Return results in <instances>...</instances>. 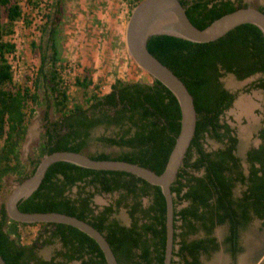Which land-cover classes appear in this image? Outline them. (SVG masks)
Masks as SVG:
<instances>
[{"label":"trees","instance_id":"trees-1","mask_svg":"<svg viewBox=\"0 0 264 264\" xmlns=\"http://www.w3.org/2000/svg\"><path fill=\"white\" fill-rule=\"evenodd\" d=\"M54 1L61 4V0ZM179 2L197 27L246 5L241 0ZM0 6L6 19L0 20V181L7 174L19 181L32 172L39 159L27 173L19 155L37 93L15 82L8 60L15 45L4 34L20 17L21 7L13 0H0ZM257 7L264 12V4ZM57 25L55 20L48 31L49 55L38 51V74L47 85L57 115L52 120L43 116L44 129L35 147L37 157L56 149L83 152L93 139L118 150L114 154L101 150L87 153L90 157L124 159L160 172L179 127L175 96L151 76L145 81L115 77L108 90L98 92L91 75L84 72L73 79L81 89L82 101L69 104L60 75ZM30 44L35 46L33 41ZM145 44L183 81L196 113L193 134L169 185L173 202L170 264H202L200 255H208L220 245L233 256L241 249L239 234L248 222L258 218L264 225V105L256 131L258 141L245 149L244 166L235 152L234 127L222 118L236 93L226 88L220 77L231 73L242 79L258 73L250 86L264 89V35L254 24L243 22L208 41L158 33L149 35ZM97 126L107 131L92 135ZM205 138L218 145L207 148ZM95 194H108L109 199L97 204ZM16 206L24 211L54 210L84 219L104 235L119 264H162L164 199L158 185L133 173L55 160ZM119 209L124 210L127 222L116 217ZM28 224H38V229L29 242H22L19 229ZM216 225L225 226L219 241L213 234ZM195 233L198 235L187 238ZM46 245L52 250L44 257L38 250ZM0 255L6 264H106L98 244L83 231L63 222L13 220L3 204Z\"/></svg>","mask_w":264,"mask_h":264},{"label":"rangeland","instance_id":"rangeland-1","mask_svg":"<svg viewBox=\"0 0 264 264\" xmlns=\"http://www.w3.org/2000/svg\"><path fill=\"white\" fill-rule=\"evenodd\" d=\"M21 7V15L12 21L10 32L4 37L14 43L13 55L8 58L11 64L15 82L27 85L37 93V102L33 104V111L28 120L24 139L20 144V159L24 170L28 173L37 157L35 147L41 139L44 129V115L47 120L56 118L52 97L46 83L38 74V51L41 49L49 55L48 31L53 22H58L55 40L59 58L61 59L60 75L62 84L66 87L68 103L81 102V89L73 83L74 76L84 72L91 75L98 92H105L109 82L119 77L123 80H148L149 74L139 68L127 54L123 42L124 25L130 8L136 0H61V4L54 0H13ZM242 2L258 6L264 0H241ZM59 4V5H58ZM0 20L5 22L4 10L0 6ZM47 22V23H46ZM30 41H33L34 47ZM44 64L43 70H46ZM258 73L245 78H235L231 73H224L220 80L222 84L236 95L222 118L234 127L237 136L235 152L241 157L249 145L257 143L256 131L263 117L264 89L251 87L250 82ZM246 104L248 110L243 111L238 105ZM104 130L102 126L95 127L91 134L95 135ZM204 145L212 148L218 145L212 139L205 138ZM105 151L114 154L118 147L104 145L93 139L83 148L84 153ZM18 181L13 174L4 175L0 181V204H3L11 187ZM109 199L108 194H95L93 200L102 204ZM147 198L144 197L143 202ZM116 217L127 222L123 209L115 213ZM38 224H28L20 227V240L29 242L36 234ZM225 232L224 225H216L213 234L221 238ZM190 234L187 238L197 236ZM239 244L241 249L233 256L223 247L200 257L202 264H264V225L258 218H252L247 226L240 231ZM52 246L39 248V253L47 257ZM246 262V263H243ZM67 264H77L70 261Z\"/></svg>","mask_w":264,"mask_h":264},{"label":"water","instance_id":"water-1","mask_svg":"<svg viewBox=\"0 0 264 264\" xmlns=\"http://www.w3.org/2000/svg\"><path fill=\"white\" fill-rule=\"evenodd\" d=\"M243 22L254 24L264 35V12L256 6L246 4L236 7L213 18L203 27H197L188 19L179 0H138L130 8L124 25L123 42L126 52L139 68L147 72L152 78L157 79L172 92L180 111L178 131L163 169L160 172H155L136 162L118 158H93L82 151L69 149L45 152L36 162L32 172L17 181L9 190L3 202L6 215L21 222L55 221L74 226L98 244L106 264H119L104 235L84 219L54 210H20L16 206V201L36 187L46 167L55 160H65L88 168L127 171L151 184L158 185L160 188L164 199L162 264H170L173 202L169 185L193 134L196 113L192 96L183 81L147 49L145 42L149 35L158 33L170 34L191 41H208ZM0 264H6L1 255Z\"/></svg>","mask_w":264,"mask_h":264},{"label":"bare ground","instance_id":"bare-ground-1","mask_svg":"<svg viewBox=\"0 0 264 264\" xmlns=\"http://www.w3.org/2000/svg\"><path fill=\"white\" fill-rule=\"evenodd\" d=\"M240 103H241V102H238V105H239ZM239 106L241 107V109H242L243 111L248 110L246 104H242V105H239ZM27 131H28V129H27Z\"/></svg>","mask_w":264,"mask_h":264},{"label":"flooded vegetation","instance_id":"flooded-vegetation-1","mask_svg":"<svg viewBox=\"0 0 264 264\" xmlns=\"http://www.w3.org/2000/svg\"><path fill=\"white\" fill-rule=\"evenodd\" d=\"M218 241L220 240V238H216ZM221 247V245L218 247V248H220ZM222 248V247H221ZM227 252V251H226ZM229 254V253H228ZM236 254V253H235ZM202 255H200V257H201ZM232 256V255H231ZM243 263H246V262H243Z\"/></svg>","mask_w":264,"mask_h":264},{"label":"built area","instance_id":"built-area-1","mask_svg":"<svg viewBox=\"0 0 264 264\" xmlns=\"http://www.w3.org/2000/svg\"><path fill=\"white\" fill-rule=\"evenodd\" d=\"M11 56L9 55L8 58H10ZM9 60V59H8ZM10 62V61H9ZM11 65V64H10Z\"/></svg>","mask_w":264,"mask_h":264}]
</instances>
